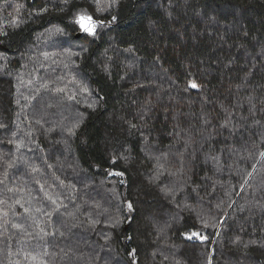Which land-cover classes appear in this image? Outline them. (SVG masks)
<instances>
[{
	"label": "trees",
	"instance_id": "trees-1",
	"mask_svg": "<svg viewBox=\"0 0 264 264\" xmlns=\"http://www.w3.org/2000/svg\"><path fill=\"white\" fill-rule=\"evenodd\" d=\"M0 264H264V0H0Z\"/></svg>",
	"mask_w": 264,
	"mask_h": 264
},
{
	"label": "snow or ice",
	"instance_id": "snow-or-ice-1",
	"mask_svg": "<svg viewBox=\"0 0 264 264\" xmlns=\"http://www.w3.org/2000/svg\"><path fill=\"white\" fill-rule=\"evenodd\" d=\"M84 20H87L89 23H88V26H85L83 21ZM113 20H115V17H113ZM78 23L81 24V27L84 29V31L88 32L89 34L91 35H95V28H96V25H97V22L94 21L92 19V17L90 16H81L78 20ZM101 24L103 22H100ZM192 87H197V85L195 83L192 84ZM129 207H131V205H129Z\"/></svg>",
	"mask_w": 264,
	"mask_h": 264
},
{
	"label": "water",
	"instance_id": "water-1",
	"mask_svg": "<svg viewBox=\"0 0 264 264\" xmlns=\"http://www.w3.org/2000/svg\"><path fill=\"white\" fill-rule=\"evenodd\" d=\"M81 36V34H78V37H80Z\"/></svg>",
	"mask_w": 264,
	"mask_h": 264
}]
</instances>
